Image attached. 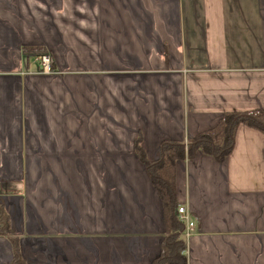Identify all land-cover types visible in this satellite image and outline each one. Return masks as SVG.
Listing matches in <instances>:
<instances>
[{
    "label": "crops",
    "instance_id": "1",
    "mask_svg": "<svg viewBox=\"0 0 264 264\" xmlns=\"http://www.w3.org/2000/svg\"><path fill=\"white\" fill-rule=\"evenodd\" d=\"M40 47L51 58L41 70ZM264 109V0H0V264H151L165 226L136 153ZM187 264H264V134L175 164Z\"/></svg>",
    "mask_w": 264,
    "mask_h": 264
},
{
    "label": "trees",
    "instance_id": "2",
    "mask_svg": "<svg viewBox=\"0 0 264 264\" xmlns=\"http://www.w3.org/2000/svg\"><path fill=\"white\" fill-rule=\"evenodd\" d=\"M36 55L44 50L40 47L26 48ZM239 124L259 130L264 134V109L249 111H226L218 123L210 129L190 137L186 142L164 141L160 146L157 159L146 160L144 152L136 145V153L146 164L151 182L158 191L163 205L165 233L161 242L160 253L151 264H187L186 222L178 214L175 194V164L185 157L190 158L197 150L213 156L221 162L234 146L235 131ZM0 233L10 236L7 214L0 207ZM14 258L11 264H26L22 261L15 237H11Z\"/></svg>",
    "mask_w": 264,
    "mask_h": 264
},
{
    "label": "built area",
    "instance_id": "3",
    "mask_svg": "<svg viewBox=\"0 0 264 264\" xmlns=\"http://www.w3.org/2000/svg\"><path fill=\"white\" fill-rule=\"evenodd\" d=\"M36 60L39 62L42 71L49 72L51 70V58L48 53L38 54L36 57ZM177 210H178L179 217L181 219H184L186 222V228H185L184 235L186 239H188L189 236L195 231L194 221L190 219L188 212L186 211L184 206L179 205Z\"/></svg>",
    "mask_w": 264,
    "mask_h": 264
}]
</instances>
